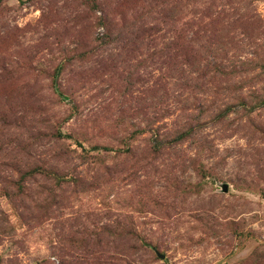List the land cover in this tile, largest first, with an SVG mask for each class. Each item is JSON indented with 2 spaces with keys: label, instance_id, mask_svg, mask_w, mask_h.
<instances>
[{
  "label": "rangeland",
  "instance_id": "rangeland-1",
  "mask_svg": "<svg viewBox=\"0 0 264 264\" xmlns=\"http://www.w3.org/2000/svg\"><path fill=\"white\" fill-rule=\"evenodd\" d=\"M0 264H264V0H0Z\"/></svg>",
  "mask_w": 264,
  "mask_h": 264
},
{
  "label": "water",
  "instance_id": "water-1",
  "mask_svg": "<svg viewBox=\"0 0 264 264\" xmlns=\"http://www.w3.org/2000/svg\"><path fill=\"white\" fill-rule=\"evenodd\" d=\"M226 189H227V187H226Z\"/></svg>",
  "mask_w": 264,
  "mask_h": 264
}]
</instances>
